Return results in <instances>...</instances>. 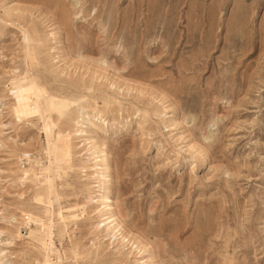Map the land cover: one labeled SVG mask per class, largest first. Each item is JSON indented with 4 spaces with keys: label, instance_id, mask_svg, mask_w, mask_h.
<instances>
[{
    "label": "rangeland",
    "instance_id": "374dc122",
    "mask_svg": "<svg viewBox=\"0 0 264 264\" xmlns=\"http://www.w3.org/2000/svg\"><path fill=\"white\" fill-rule=\"evenodd\" d=\"M0 250L264 264V0H0Z\"/></svg>",
    "mask_w": 264,
    "mask_h": 264
},
{
    "label": "bare ground",
    "instance_id": "6f19581e",
    "mask_svg": "<svg viewBox=\"0 0 264 264\" xmlns=\"http://www.w3.org/2000/svg\"><path fill=\"white\" fill-rule=\"evenodd\" d=\"M81 119H84V118H81ZM85 124H88V125H90L91 123H85ZM92 127V126H91ZM48 131V130H47ZM91 136H93V135H91ZM92 141H95V140H93L92 139ZM94 144V146H93V149L94 150H96V149H98V146L95 144V142H93ZM51 151V150H50ZM101 153V151L98 149V151L96 152V153ZM44 153V152H43ZM26 155V154H25ZM28 155H30V154H28ZM27 155V156H28ZM26 156V157H27ZM101 157H102V155H101ZM102 165H105V159L104 158H102ZM29 162V161H28ZM37 162V161H36ZM39 163H41V162H39ZM34 164V163H33ZM48 168V167H47ZM101 169H106V167L104 166L103 168H101V166H100V168H99V170H101ZM107 170H108V168H107ZM107 170L105 171L106 173H107ZM104 172V173H105ZM107 174H109V173H107ZM104 175H106V174H104ZM103 175V176H104ZM49 176V175H48ZM99 176H101V175H99ZM106 179H108V178H106ZM109 180V179H108ZM46 182V181H45ZM106 184H107V182H106ZM108 190V189H107ZM107 193V192H106ZM95 196H97V195H95ZM108 196V195H107ZM106 195H103V194H100V195H98L97 196V198L95 199V201H92V202H99L100 203V205H102V209L101 210H99L98 212H100V215L101 216H103V218L100 220V221H98L95 225H94V230H97V231H100V229H103V228H106V230L107 231H110V233H111V237L110 238H112V239H116L117 238V233H118V231H119V229H118V227H120V226H118V224H116L115 223V221H114V218H113V216H112V212L113 211H111L112 210V207H111V202H110V200H109V198L107 197ZM93 199V197L92 196H90V194L88 193V195H87V201L86 202H91V200ZM102 213V214H101ZM108 215V216H107ZM41 226H42V224H41ZM41 226H40V228H41ZM50 227V226H49ZM39 228V229H40ZM48 228V227H47ZM42 230V229H41ZM37 232V231H36ZM42 233V232H41ZM46 234V237L48 238V242L47 243H44V242H42V249L44 250V251H48L49 250V247L51 248L52 246V241H51V239H50V236H51V231L48 229L46 232H45ZM39 234V233H38ZM119 234V233H118ZM45 239V238H44ZM46 241V240H45ZM51 252V251H50ZM52 253V252H51ZM1 254H2V251L0 250V256H1ZM53 254V253H52ZM3 257L1 256L0 257V259H2ZM56 261V260H55ZM2 264H3V262H1ZM36 264H51V262H50V260H49V258H48V256H46V257H44V260L42 261V262H35ZM10 264V263H9Z\"/></svg>",
    "mask_w": 264,
    "mask_h": 264
},
{
    "label": "built area",
    "instance_id": "2783aa9c",
    "mask_svg": "<svg viewBox=\"0 0 264 264\" xmlns=\"http://www.w3.org/2000/svg\"><path fill=\"white\" fill-rule=\"evenodd\" d=\"M27 164V162H26V157H23V159L21 160V166H23V165H26Z\"/></svg>",
    "mask_w": 264,
    "mask_h": 264
}]
</instances>
